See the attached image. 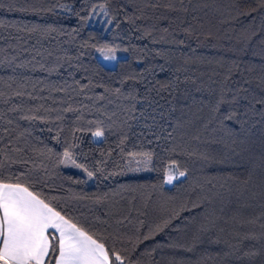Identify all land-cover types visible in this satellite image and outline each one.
<instances>
[{
	"label": "trees",
	"instance_id": "16d2710c",
	"mask_svg": "<svg viewBox=\"0 0 264 264\" xmlns=\"http://www.w3.org/2000/svg\"><path fill=\"white\" fill-rule=\"evenodd\" d=\"M106 47L124 53L106 61L95 54ZM168 84L171 95L155 90ZM222 89L238 97L239 117L223 127L212 110ZM261 96L260 0H0V153L19 161L4 176L23 175L115 237L109 244L133 264H264V118L244 116ZM97 126L103 139L91 136ZM74 135L91 180L57 167ZM9 145L21 151L5 152ZM139 151L153 152L148 176L129 170V153ZM172 160L187 175L166 187Z\"/></svg>",
	"mask_w": 264,
	"mask_h": 264
},
{
	"label": "snow or ice",
	"instance_id": "6c2138e0",
	"mask_svg": "<svg viewBox=\"0 0 264 264\" xmlns=\"http://www.w3.org/2000/svg\"><path fill=\"white\" fill-rule=\"evenodd\" d=\"M260 2L264 5V0H260ZM180 3L183 4V0H180ZM60 8L62 11H72L71 6L68 4L61 5ZM98 9L99 12L108 15L105 4H100ZM168 10L187 11V9H177L172 5H169ZM91 12L93 14L97 13V8H92ZM89 19H91V16ZM147 35H151V33L149 32ZM96 51L106 61L117 59L116 49L113 47L97 48ZM155 90L158 94L167 91L171 95V84L161 86ZM17 95H20V93H17ZM100 99H103V96ZM237 103V96L233 95L229 98L228 90H221V94L218 96L212 110L222 127L228 121L239 122L237 109L234 107ZM226 105L228 106L227 109L220 115L221 109ZM248 105V110L244 112L245 117H248L251 113L253 116L258 114L264 118V96L249 100ZM256 105H260V109H257ZM13 110L19 111V109ZM64 111L78 112L80 109H73L69 106ZM37 118L35 115L20 117V119L30 122L37 120ZM2 119L3 117L0 116V120ZM56 119L61 120L63 117L58 116ZM77 119H80V117H77ZM40 122L50 123L54 121L40 118ZM8 123H11V121L9 120ZM243 123H247V119ZM243 123L241 126H243ZM48 131H52V129L49 128ZM86 131L88 130L82 127L74 129V133H85ZM104 135L105 130L100 126L91 131V136L96 139H103ZM56 139L59 143V132ZM78 139L74 135L73 143L65 146L63 152L57 155V167L79 169L86 173L88 179L91 180L94 178L95 173L82 163L77 162V153L74 149L79 147ZM20 151L21 149L13 148L11 145L5 149V152L8 153ZM48 151L51 152V149ZM0 155L3 156L0 159V264H125L126 260L128 264H133L131 258L124 254V249H117L114 243L109 244V239H115V237L98 233L78 218L69 215L65 206L57 198H50L42 191H38L36 185L23 175L4 176L3 169L5 165L15 164L19 161L4 153H0ZM202 159L210 162L214 160L208 154H204ZM152 161V151L131 152L129 153L128 167L133 172L151 171ZM23 162L27 163V161ZM216 162L225 163L226 160ZM45 172H47V169H45ZM112 175H115V173ZM165 175V183L171 185L175 180L185 177L187 172L181 170L178 163L172 160L166 164ZM104 178L107 179L108 177L105 176ZM168 223L169 221H164L162 224L156 225L142 239L137 238V245L135 246L163 231ZM209 230L208 226L201 228V232ZM135 246L133 250H135Z\"/></svg>",
	"mask_w": 264,
	"mask_h": 264
},
{
	"label": "rangeland",
	"instance_id": "374dc122",
	"mask_svg": "<svg viewBox=\"0 0 264 264\" xmlns=\"http://www.w3.org/2000/svg\"><path fill=\"white\" fill-rule=\"evenodd\" d=\"M97 24V22L95 21V22H93V25H96ZM124 53V51H122V50H116V52H115V54L116 55H121V54H123ZM95 54L96 55H98V56H101L100 55V53L98 52V51H95ZM63 167V166H62ZM141 167H142V165H141ZM63 169H65V170H67V171H74V172H79V169H75V168H64L63 167ZM150 173V171H140V172H133V175H136V176H148V174ZM183 178V177H182ZM182 178H180L179 180H181ZM165 180H166V175H165V179H164V184H165V186L166 187H170L171 185H169V184H166L165 183ZM179 180H175L173 183H175V182H177V181H179Z\"/></svg>",
	"mask_w": 264,
	"mask_h": 264
},
{
	"label": "crops",
	"instance_id": "0c3cea01",
	"mask_svg": "<svg viewBox=\"0 0 264 264\" xmlns=\"http://www.w3.org/2000/svg\"><path fill=\"white\" fill-rule=\"evenodd\" d=\"M50 231H52V230H50Z\"/></svg>",
	"mask_w": 264,
	"mask_h": 264
}]
</instances>
